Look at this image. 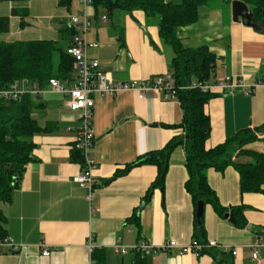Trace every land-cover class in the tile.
I'll return each instance as SVG.
<instances>
[{
  "label": "crops",
  "instance_id": "obj_1",
  "mask_svg": "<svg viewBox=\"0 0 264 264\" xmlns=\"http://www.w3.org/2000/svg\"><path fill=\"white\" fill-rule=\"evenodd\" d=\"M41 1L46 5V0ZM49 1L50 5L59 3L60 8L54 22L45 28L31 22L35 18L48 19L44 14H31V0L0 1L3 10L0 15L11 17L10 31L0 34V39L15 41L10 32L16 28V40H56L46 36L60 32L65 43L62 45H70L73 41L70 14L78 12L79 5ZM232 1L202 6L198 21L181 28L179 35L185 46L206 44L219 56L216 80L233 75L246 84H256L264 81V31L234 21ZM14 7H28L27 26L22 27L21 17L12 14ZM88 13L92 21L88 39L100 44L89 52L99 59L102 69L118 81L151 84L143 97L138 89L108 98L96 97V137L91 154L97 166L91 199L87 189L72 181L83 169L82 163L74 159L73 146L79 115L69 109L65 95L49 86L44 88L38 100L42 106L35 116L42 126L56 125L34 136L35 158L26 165L20 187L11 201L0 199L7 237L18 246L13 250L11 244H0V264H97L92 259L90 244L93 250L106 252L102 264H133L137 253L121 254L116 249L118 243L127 247L142 241L162 245L173 239L179 246L147 255L148 264H264V246L260 247L259 258L252 256V249L264 239V193L242 192L240 174L233 165L224 171L210 168L208 180L220 203L227 208L226 213L233 212L235 217L234 208H242L239 216L246 225L238 226L236 218L232 222L218 214L212 204H205V234L198 242L216 240L219 245L206 248L200 255L182 251V247L197 240L194 202L185 185L188 170L182 146L171 156L164 189L157 187L147 204H142V200L158 174L156 165L134 166L115 176L116 171L125 169L139 155L158 150L174 136L183 134L182 128L166 126L182 121L180 102L177 98H165L154 85L159 76L169 72L174 53L162 43L157 23L142 10L110 12L92 2ZM103 15H107L106 20ZM77 78L78 68L71 81L62 82L73 85ZM26 84L27 88L32 86L27 81ZM215 93L205 105L212 123L206 141L208 149L241 129L264 124V84L249 94L240 90ZM244 149L264 153V133ZM239 151L237 146L232 148L235 162L253 160ZM138 207L139 226L130 221ZM46 247L50 250L47 256L43 254ZM233 249H237V254H233ZM128 255L130 258H126Z\"/></svg>",
  "mask_w": 264,
  "mask_h": 264
},
{
  "label": "trees",
  "instance_id": "obj_2",
  "mask_svg": "<svg viewBox=\"0 0 264 264\" xmlns=\"http://www.w3.org/2000/svg\"><path fill=\"white\" fill-rule=\"evenodd\" d=\"M18 1V0H0ZM209 0H93V4L106 7L110 12L119 10L131 13L142 10L147 18L154 20L159 27L162 43L173 50L169 63V73L175 81V90L180 102L183 118L179 124L166 125L183 129V134L171 138L162 148L146 152L129 163L125 169L118 170L115 176L128 172L132 167L142 164H154L158 167L155 181L143 197L142 204L150 202L154 190L164 189L174 150L182 146L188 170L186 189L194 202V236L201 240L205 234L203 215L197 219L199 200L212 204L216 212L225 215L227 208L220 203L216 191L208 180V170L215 168L224 171L233 165L240 174L242 192L264 193V153L244 149L264 133V124L255 128L241 129L234 136L221 144L208 149L206 141L212 131L210 116L205 111L206 103L215 93L204 92L199 87H192L194 81L213 82L217 71L219 56L208 45L188 47L179 35L181 28L194 24L200 16V9ZM253 13L255 21L264 31V0H242ZM71 3L61 0V4ZM12 14L21 17L20 25H28V7H14ZM10 15H0V34L10 31ZM74 29L71 30L72 36ZM72 44V43H71ZM70 44V45H71ZM67 46L53 39H33L4 41L0 39V87H7L15 81L35 83L39 88H46L49 80L56 77L61 81H71L76 70V60L68 53ZM39 95L26 92L20 101L0 98V199L12 200L20 187L26 165L35 158L34 136L47 132L55 123L42 126L35 111L42 106ZM240 148L239 153L252 156L251 162L234 161L232 148ZM74 159L83 163L81 152L74 148ZM140 207L130 218L138 226ZM236 224L240 227L246 221L240 218L241 207L234 208ZM6 217L0 212V243L8 236L5 228ZM205 251V249H203ZM202 251V252H203ZM92 259L97 264L105 263L106 252L94 249ZM133 264H148L147 255L137 253Z\"/></svg>",
  "mask_w": 264,
  "mask_h": 264
},
{
  "label": "built area",
  "instance_id": "obj_3",
  "mask_svg": "<svg viewBox=\"0 0 264 264\" xmlns=\"http://www.w3.org/2000/svg\"><path fill=\"white\" fill-rule=\"evenodd\" d=\"M79 5L77 15L70 14V25L74 29L72 44L67 47V51L71 54L77 64L78 78L73 85H66L60 79L52 77L49 80L48 86L53 91L65 95L69 109L75 111L79 115V125L77 135L74 139V148L79 150L83 156L82 171L73 176L72 181L78 183L88 191V197L91 199V191L96 186L94 169L97 166L96 161L91 154V148L95 142L94 130V107L96 97L108 98L117 95L119 92L138 89L139 96L143 97L149 89V82L139 85L138 81H118L113 79L110 74L104 71L98 58L90 55V48L100 46L97 42H91L88 39V32L91 29L92 21L88 13V6L93 0H70ZM103 20L107 19V15L102 16ZM264 84V81H259L256 84H246L233 75H225L224 77L214 80L213 82L194 81L192 87H199L204 92L215 93L217 90L221 92L243 91L246 94L252 93L256 86ZM154 85L158 87L167 99H175V81L172 75L168 72L159 76ZM44 88H39L35 83L30 88H27L26 81H15L7 87H0V98L6 100L20 101L26 92H31L34 95H39L44 92ZM216 94V93H215ZM0 244H11L13 250H17L18 246L13 239L6 237ZM216 240H211L205 244L194 240L189 246L182 247L183 252L192 251L196 255H200L203 249L218 246ZM90 250L93 247L90 244ZM179 246L178 242L173 239L162 245H154L148 241H142L136 245L127 247L121 244L116 245V249L121 254L129 252L141 253L145 255L156 254L161 250H169L172 247ZM264 246V239H260L252 249V256L257 259L260 257V247ZM233 254H237V249L232 250ZM45 256L50 254V250L46 247L43 250Z\"/></svg>",
  "mask_w": 264,
  "mask_h": 264
},
{
  "label": "rangeland",
  "instance_id": "obj_4",
  "mask_svg": "<svg viewBox=\"0 0 264 264\" xmlns=\"http://www.w3.org/2000/svg\"><path fill=\"white\" fill-rule=\"evenodd\" d=\"M220 0H209L207 4H210V5H215L217 3H219ZM42 1L41 0H31V3H32V6H31V14H35V15H38V14H44L45 16H47L48 19H44L43 17L42 18H35V19H31V22L33 24H36L37 26H40V27H44L45 26H49L51 25V23L54 22V15L55 13L57 12V9L60 8L59 6V3H56L54 5H50V1L49 0H46V5L41 3ZM63 8V7H61ZM0 12H3V10L0 9ZM102 12V11H100ZM74 15H77L78 12H74L73 13ZM58 20H62L61 19H58ZM68 22V20H67ZM35 25V26H36ZM34 26V27H35ZM17 31L16 28L15 29H12L11 32H10V35L11 36H14L12 37L13 40H16L17 37H16V34H17ZM55 36V37H53ZM46 38H56V40H58L61 44H65L64 41H63V35L62 33H53V35H48L46 36ZM126 258H130V255H128Z\"/></svg>",
  "mask_w": 264,
  "mask_h": 264
},
{
  "label": "water",
  "instance_id": "obj_5",
  "mask_svg": "<svg viewBox=\"0 0 264 264\" xmlns=\"http://www.w3.org/2000/svg\"><path fill=\"white\" fill-rule=\"evenodd\" d=\"M232 14L234 21L236 22L241 21L242 23L248 26H252L258 30L262 29L261 25L255 21L252 11L244 1L242 0L232 1ZM204 207H205V202L203 200H199L197 205V219L199 223L201 222ZM225 216L229 218L230 221L235 222V217L233 212L226 213Z\"/></svg>",
  "mask_w": 264,
  "mask_h": 264
}]
</instances>
